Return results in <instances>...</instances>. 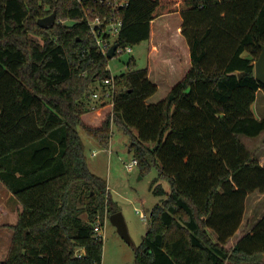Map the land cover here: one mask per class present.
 <instances>
[{
    "label": "trees",
    "instance_id": "trees-1",
    "mask_svg": "<svg viewBox=\"0 0 264 264\" xmlns=\"http://www.w3.org/2000/svg\"><path fill=\"white\" fill-rule=\"evenodd\" d=\"M126 1L117 43L150 40L152 61L113 76L77 0H0V182L22 205L0 263H103L94 224L117 210L78 127L103 147L118 127L164 196L135 264H264V215L228 244L247 196L264 192V163L241 139L264 132L252 108L264 0ZM54 11L72 23L40 27Z\"/></svg>",
    "mask_w": 264,
    "mask_h": 264
},
{
    "label": "rangeland",
    "instance_id": "rangeland-1",
    "mask_svg": "<svg viewBox=\"0 0 264 264\" xmlns=\"http://www.w3.org/2000/svg\"><path fill=\"white\" fill-rule=\"evenodd\" d=\"M58 21L64 24L72 23L71 20L58 19L57 17L55 23ZM150 46L151 41L145 40L132 46L133 52L109 58L108 69L111 74L116 76L126 73L129 69L128 62L131 58L135 61L131 66L133 69L147 67L152 61L149 52ZM163 93L164 90L162 88L153 96V99H159ZM78 131L85 144L89 168L92 172L105 179L113 207L117 212L123 214L131 237V242L125 240L110 220L112 212L109 214L108 211H105L103 219L101 218V222H105L102 231L104 236L102 264H135V254L132 244H140L149 227V210L164 198V196L157 195L151 190V183L157 176V170L153 168L150 172L142 174L139 165L133 163L135 157L130 148L129 135L118 127L113 128L111 142L108 147L100 146L96 140L87 135L83 128L78 127ZM242 140L248 148L261 141L263 143L264 132L257 139L242 136ZM161 182L167 190L170 189L169 183L166 180H162ZM261 195L262 193L259 191L249 194L243 226L237 231L235 237L229 240L228 244H232L237 236L239 237L246 231H249L256 219L264 213V197H261ZM2 201H5V198L4 195L2 197L0 194V203ZM9 205L12 206L11 203ZM141 214H145L147 218L143 219ZM82 216L84 219H88L87 214ZM3 221L6 223H16L17 216L16 214H9L7 219L0 217V253H3L5 248V238L1 233L7 229L12 230L11 225L4 224Z\"/></svg>",
    "mask_w": 264,
    "mask_h": 264
},
{
    "label": "built area",
    "instance_id": "built-area-1",
    "mask_svg": "<svg viewBox=\"0 0 264 264\" xmlns=\"http://www.w3.org/2000/svg\"><path fill=\"white\" fill-rule=\"evenodd\" d=\"M83 5L85 12V20L89 24V33L94 36L98 51L107 57L110 47L117 43L119 33L121 31L123 21L120 17V8L127 5L126 0H77ZM133 52L132 46H120L115 51V56L124 53ZM103 83L108 88L106 93V100L112 102L116 90L115 80L113 77L103 80ZM100 91H95L93 94L94 99L100 98ZM133 163L137 164L136 159ZM143 219H146L145 214H141ZM105 222H101L99 218L94 224L95 234L104 240L102 234ZM2 264V263H0Z\"/></svg>",
    "mask_w": 264,
    "mask_h": 264
},
{
    "label": "crops",
    "instance_id": "crops-1",
    "mask_svg": "<svg viewBox=\"0 0 264 264\" xmlns=\"http://www.w3.org/2000/svg\"><path fill=\"white\" fill-rule=\"evenodd\" d=\"M252 108H253L254 114L257 118H263L264 117V90L260 89L257 91V97H256V100H255ZM242 136H244V135H242ZM242 136H241V139H242ZM258 137H255L253 139H257ZM250 147H249V149L251 151L257 153V156H258L260 162L263 164L264 163V142L262 143V141H261L260 143L252 145ZM260 193H262L261 197H264V192H260ZM0 194L2 195V197L4 195V198H5V201H2L0 203V214H1L0 217L3 219H7L9 214H12V215L16 214L17 220H18V212L20 210H22V205L15 199V197L12 195V193L1 182H0ZM248 197H249V195L247 196V199H248ZM247 199H246V202H247ZM8 202H10L12 204V206L9 205L10 203H8ZM245 212H246V209H245ZM263 215H264V213L258 219H256L254 224ZM244 217H245V213H244ZM243 220H244V218H243ZM3 223L7 224V225H14L17 222L16 223H10V222L6 223L5 221H3ZM242 224H243V222H242ZM242 224H241L240 228L243 226ZM1 234H3V237L5 238V242H4L5 248L3 250V253H0L1 254L0 255V262L2 260H4V258L6 257L8 251H9L13 231L10 229H7L6 231H4ZM134 262H135V260H134Z\"/></svg>",
    "mask_w": 264,
    "mask_h": 264
},
{
    "label": "water",
    "instance_id": "water-1",
    "mask_svg": "<svg viewBox=\"0 0 264 264\" xmlns=\"http://www.w3.org/2000/svg\"><path fill=\"white\" fill-rule=\"evenodd\" d=\"M57 13L54 11L52 14L39 18L37 23L44 29H50L56 22ZM118 47V43L113 44L108 50L107 57L112 58L115 56V51ZM261 54L255 61V75L258 80L264 84V44H261ZM110 220L116 226L118 233L128 242H131V237L128 232V228L121 212H115L110 215Z\"/></svg>",
    "mask_w": 264,
    "mask_h": 264
}]
</instances>
